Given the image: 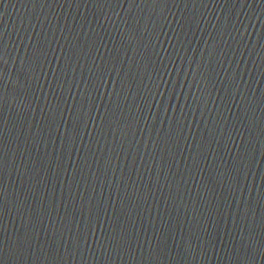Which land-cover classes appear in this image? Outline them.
Returning <instances> with one entry per match:
<instances>
[{
    "label": "water",
    "instance_id": "1",
    "mask_svg": "<svg viewBox=\"0 0 264 264\" xmlns=\"http://www.w3.org/2000/svg\"><path fill=\"white\" fill-rule=\"evenodd\" d=\"M0 264H264V0H0Z\"/></svg>",
    "mask_w": 264,
    "mask_h": 264
}]
</instances>
